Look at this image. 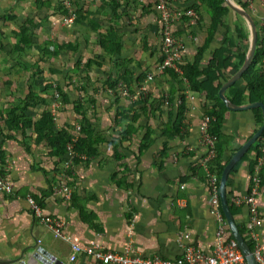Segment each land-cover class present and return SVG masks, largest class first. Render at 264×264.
<instances>
[{"label":"crops","instance_id":"1","mask_svg":"<svg viewBox=\"0 0 264 264\" xmlns=\"http://www.w3.org/2000/svg\"><path fill=\"white\" fill-rule=\"evenodd\" d=\"M170 1L176 16L184 8L187 11L193 6V3L184 6L182 0ZM81 15L79 31L86 33L85 39L79 35L77 28L71 27L67 41L69 50L84 47L88 52L93 47L96 54L102 55L106 49L114 55L102 57L101 61L93 58L94 61L100 67H106L108 78L122 75L123 71L118 70L116 74H112L118 67L112 71L110 68L119 53L122 55L125 38L130 37L129 32L123 31L126 26L122 22L127 18L131 19L134 11L129 8L126 12L117 6L103 9L99 1L98 7ZM193 19L187 16L182 22L176 23L173 30L182 43V65L193 63L198 49L203 46L208 36V30H215L199 65L200 69H204L211 54L216 49H223L234 35L223 26L221 28L205 10L198 12L197 25ZM92 24L97 26L96 30L92 29ZM228 26L231 24L228 23ZM107 34L115 36L116 39L112 41L111 38L102 48L99 44L100 38ZM234 61L236 60L232 59L221 67L226 77L236 65ZM92 68L97 70L98 66L92 65ZM132 77H135V71L132 72ZM203 79V76L198 78L200 81ZM163 83L167 86L165 90H161L162 96H165L164 103L154 99L160 92L155 90L152 100H149L147 112L137 119L139 121L142 117L145 118L147 125L139 124V127L148 126L152 130V146L146 153L139 155L140 135L137 138L138 144L131 147L132 153L120 154L122 158L118 161H121L122 171L127 167L128 174L124 175L127 179L122 180V185L114 182L110 175L112 168L109 170L105 165H100L103 157H109L108 162L113 161L114 154H98L88 160L83 170V182L72 194V202L67 207L62 203H55L53 195L43 198L42 195L37 196L48 190L46 178L49 181L48 173L53 168V162L59 158L47 155L49 148L46 143L35 145L32 131L25 133L29 137L30 147V152L26 153L21 145V132L10 131L3 126L6 102L0 106V172L13 184L12 194L0 193V259L18 258L24 250L36 245L64 264H101L83 254H78L71 262L70 244L76 243L81 247L96 245L106 251L144 258L159 255L167 260H176L180 256L175 242V233L178 230L189 232L192 242L204 252L211 251L215 243L216 220L210 213L213 209V197L204 179L209 152L208 147L202 143L203 135L200 130L205 98L203 94L191 92L189 89L180 91L177 84L167 76L163 77ZM180 94L185 97V119L178 134H173L170 138ZM255 126L254 115L249 111H227L224 114L221 132L231 138L223 157L224 162L229 160L231 149H239L238 144H242L253 134ZM163 131L165 134H162ZM253 160L254 156L248 155V159L241 163L228 189L233 206L239 208L234 220L241 231L247 222L245 197L250 186L249 162ZM32 167L46 170L47 177L33 171ZM262 176L258 205L264 215V174ZM29 194L42 199L44 215L57 218L63 223L69 242L57 241L51 231L32 215L25 199ZM258 233L264 254V221Z\"/></svg>","mask_w":264,"mask_h":264},{"label":"rangeland","instance_id":"2","mask_svg":"<svg viewBox=\"0 0 264 264\" xmlns=\"http://www.w3.org/2000/svg\"><path fill=\"white\" fill-rule=\"evenodd\" d=\"M99 1L105 2L106 5H102L103 9L104 7L107 9L117 6L126 12L129 8L134 11L131 19L127 18L122 22V25L126 26L123 31L129 32L130 37L125 38L123 42L124 51L122 55L119 53L118 58L115 59V63L110 68L112 71L113 68L118 67L113 73H110L116 74L117 70L118 72L123 71V74H126L125 77L130 80L129 99L122 97V92L117 85L122 81L123 74L108 78L106 67L101 66L102 68L98 67L97 70H92L94 69L92 66L85 64L87 59L101 61L102 57L114 54L103 51H100L104 53L102 55L96 54L93 47L89 48L88 52L83 47L63 51L57 56H49L43 53L45 42L50 41L53 44L66 42L68 44L71 27H73L72 29L77 28L79 35L84 40L86 33L79 31V16L94 7H98ZM99 1L0 0V17L3 18L0 20V37L3 46V49H0V106L6 102L7 106L4 112L7 113L11 107L20 104L31 89L38 99V105L26 113L32 119L38 118L43 110H48L51 113L54 129L59 131L66 127L69 135L76 130L77 126L81 128H84V125L90 126L94 132H99L100 137H102V142L98 145L97 155L114 154L113 161L109 160L108 162L109 157H103L100 160V165H105L109 170L112 168L110 173L112 180L122 185V180L127 179L124 175L128 174V170L126 166L124 171L121 170L122 164L121 161H118L121 157L120 154L132 153L131 147L138 144L139 139L137 138L143 133V127H139V124H146L145 118L142 117L134 124L137 133L129 137L124 136L125 132L129 131L130 134L129 128L133 125L130 119L134 116L138 119L141 114L145 115L149 100H152L155 90L160 92H158L159 96L154 99H158L162 103L165 101V96H162L161 90H165L167 86L163 83V70L159 69L162 60L160 17L155 9L156 0ZM231 1L237 6L239 3L247 5L245 11L256 23L257 36L263 34L264 2L262 0ZM39 2H42L44 7H40ZM166 2L170 6L171 1L166 0ZM182 3L184 6L193 3L191 8L196 14L193 21L195 20L194 23L197 25L198 12L200 10L207 11L206 5L201 4L200 0H182ZM60 6L66 8L68 17L56 12ZM185 10L184 8L179 14L177 13V16L175 15L174 26L187 18L184 15ZM125 17L128 16L125 15ZM28 20H30L29 24ZM140 21L142 22L140 23ZM215 22L219 23L221 28H223L224 23L225 25L229 23L231 26L238 24L247 32L248 40L250 39V31L246 22L230 9L225 16L215 20ZM219 25L217 24V26ZM19 35H24L30 41V44L24 47L22 51L15 49ZM174 37H177L175 33ZM176 40L182 45L177 38ZM246 47L245 51L247 52L248 46ZM234 62L236 65L231 69L239 70L237 61ZM133 71H135V77H132ZM148 76H152V80H148ZM140 77L142 78L141 86L145 88V90H141V97L146 103L139 102L140 96L135 89L136 79ZM237 85L241 86L240 81ZM181 89L184 90L183 85ZM249 112L254 114L253 111ZM258 128L256 125L255 130ZM249 138L244 140L242 144ZM201 140L206 145L205 141ZM27 142H29V137H27ZM242 144H238V146L241 147ZM87 163L88 160L86 159L74 164L73 160L68 162L65 156L53 162V168L49 171L48 178L51 195H53L55 203L69 206L72 201L66 200L58 193V186L63 184L70 190L71 194H74L78 185L83 182V170ZM0 174L2 175L1 172ZM261 187L262 180L260 179ZM41 194L37 196H41ZM28 197L34 200L39 198L29 194L25 197L26 201ZM261 217L263 220V213ZM258 240L262 244L260 234Z\"/></svg>","mask_w":264,"mask_h":264},{"label":"trees","instance_id":"3","mask_svg":"<svg viewBox=\"0 0 264 264\" xmlns=\"http://www.w3.org/2000/svg\"><path fill=\"white\" fill-rule=\"evenodd\" d=\"M264 2V0H262ZM201 4L206 5L207 13L213 20H219L221 17L225 16L228 13V7L225 5L224 0H200ZM40 7H44L42 2H39ZM105 5V2H102V5ZM239 6L242 9H246L247 5L243 3H239ZM56 12L60 15L68 17V11L64 6L58 7ZM0 20H3L0 17ZM30 20H28L29 24ZM256 25V23H255ZM224 29L227 32H232L234 38L229 39L227 45L223 49H216L212 54L208 61L207 66L204 69H200L199 65L202 60L203 54L206 52L211 39H213L215 30L211 28L208 30V36L203 44L197 51V54L194 58L193 63L186 64L180 66L181 74L174 72L173 70L166 69L163 70V75L172 79L179 88L180 91H184V89H189L191 92L201 93L204 95L205 102L202 104L203 116L208 117L209 122L206 129V134L210 138H214V149L212 157L207 161L206 168L207 170L216 177V185L217 191L219 186V180L221 176V172L226 165L227 161H223L224 154L226 149H228V145L231 143V138L224 136L221 132L224 114L228 111L221 100L219 99L218 92L222 85L233 76L238 69L230 71L229 75L226 77L221 70L222 66H225L230 60L235 59L237 61V66L240 68L244 61V56L246 54V46L249 44L248 34L247 32L240 27L238 24H234L233 26H228L223 24ZM92 29L96 30L97 26L92 24ZM112 38L114 41L115 36H111L107 34L100 38V46L104 48V44L107 43ZM45 47L43 49V53L49 56H57L63 51L69 50L68 44H53L48 41L45 42ZM30 44V41L25 38L24 35H19L18 44L16 45V51H22L24 47ZM51 47V48H49ZM0 49H3L1 37H0ZM107 52L106 49H104ZM264 60V33L258 35L257 46L255 50L254 57L248 69L243 73L241 79L239 80L241 86H238L237 83L230 86L225 91V97L235 106H243L251 103L261 102L264 105V71L260 70V65ZM86 66L96 65L100 67V64L95 62L94 60H87ZM126 74H123L121 79L117 85L125 84L129 90L130 80L125 77ZM201 76L204 77L203 80H198ZM142 78L136 79L135 89L136 93L140 96L139 102L146 103L145 100L141 97V83ZM185 83L187 84H184ZM115 83V82H114ZM112 87V86H110ZM170 100V99H169ZM177 113L175 121L173 122V126L170 130L169 137L171 138L173 134H178L180 128L183 127V121L185 119L186 113V102L185 97L180 94L177 99ZM38 105V99L35 93L29 89L27 96L20 103L13 107H11L5 116L3 126L10 131H19L22 135L21 145L24 148L26 153L30 152V147L28 142L26 141L27 135L26 131L30 130L35 135L34 144L38 145L41 143H46L49 151L48 156L51 158H62L66 152V144L70 140L69 132L66 130V127H63L59 131L54 129L51 113L48 110H43L36 120L28 117L26 113L32 109H34ZM254 112V121L255 125L260 127L262 123V112L260 109L250 110ZM132 122V127L130 129V134L125 132L124 136H132L137 133V129L134 128V124L137 122V117H132L130 119ZM81 128L80 134L76 142L74 143V151L76 155L83 156L87 160H90L96 157L98 152V145L102 142V137H100L99 132H94L93 128L90 126H83ZM128 129V130H129ZM257 130V129H256ZM255 130V131H256ZM254 131V132H255ZM253 132V133H254ZM162 134H165L163 131ZM152 130L146 126L143 128V133L141 134V141L138 148L139 155L146 153L153 144L152 140ZM7 139H11V137H7ZM264 145V132L261 136L255 141V143L249 148L247 153L240 159L238 163L230 171L227 182H226V196L227 202L230 208V212L233 217H235L239 213V208L234 207L231 198L230 191L228 189L232 185V180L237 173L242 162L248 159V155H253L254 160L249 162V171L250 177L254 172V167L256 165V160L261 156V149ZM237 151V149L230 150V157ZM81 160L79 158H75L73 160L74 164H78ZM33 171L40 172L45 178L47 177V172L41 168L32 167ZM264 169L260 173V179L263 178ZM206 181V178L204 176ZM47 184L49 186L48 190L41 194L42 198L44 196L51 195L50 191V183L47 180ZM118 183V182H117ZM119 185V183H118ZM121 185V184H120ZM250 187V186H249ZM36 202L40 205L41 209L43 207L42 199H37ZM219 203V210L220 202ZM222 213V212H221ZM229 237L232 238L229 229ZM241 231V230H240ZM243 239L247 243L250 250L254 251L255 243L250 238V236L245 232L241 231Z\"/></svg>","mask_w":264,"mask_h":264},{"label":"built area","instance_id":"4","mask_svg":"<svg viewBox=\"0 0 264 264\" xmlns=\"http://www.w3.org/2000/svg\"><path fill=\"white\" fill-rule=\"evenodd\" d=\"M155 9L160 17V39H161V54L162 60L159 64L160 70L170 69L181 74L180 66L182 64V45L174 37L173 22L175 14L170 8L166 0H156ZM185 16L195 18V13L192 9L185 12ZM260 70L264 71V61L260 65ZM152 80V76L147 77ZM123 98L129 99V90L125 84L119 85ZM141 90H145L142 86ZM54 107V105H53ZM54 119V118H53ZM55 120V119H54ZM208 117H203L200 130L202 139L205 141L209 151V159L213 155L214 138H210L206 134L208 126ZM76 130L71 133L70 140L66 144L65 157L68 162L75 158L81 161L86 160L83 156L76 155L74 151V143L79 137L81 127L77 126ZM264 169V145L261 149V156L256 160L254 172L250 177V187L247 196L245 197V205L247 207V222L243 229L255 243L254 251L252 252L258 264H264L263 246L258 240L257 230L261 228L263 220L261 217L260 207L258 205V196L260 192V173ZM205 178L209 191L212 193V210L211 214L216 220L215 243L211 251L204 252L196 246L189 232L178 230L175 233V242L180 251V256L176 260H167L159 255L152 258H144L136 255H128L126 253L106 251L101 246L81 247L76 243H71L72 254L70 261L73 262L78 254H83L94 262L101 264H246L245 259L239 250L237 243L233 238L229 237L228 226L223 214L219 210L218 191L216 185V177L212 175L206 168ZM58 193L66 200L72 199L70 190L63 184H60ZM13 192V184L8 179L0 174V193L10 195ZM28 209L32 215L46 228H48L54 238L69 242V237L64 232L63 223L52 216H46L40 205L33 198L27 199Z\"/></svg>","mask_w":264,"mask_h":264},{"label":"water","instance_id":"5","mask_svg":"<svg viewBox=\"0 0 264 264\" xmlns=\"http://www.w3.org/2000/svg\"><path fill=\"white\" fill-rule=\"evenodd\" d=\"M225 5L235 12L238 16L243 18V20L246 22V24L249 27L250 31V39H249V45L248 50L245 54L244 61L242 66L239 68V70L231 77L229 78L220 88L218 92L219 99L223 103L224 107L231 112H244V111H250L253 109H260L262 112V123L260 127L252 134V136L241 145L239 149L229 158L226 165L224 166L220 180H219V186H218V198L220 202V208L221 212L226 220L229 232L232 236V238L237 243V246L239 250L241 251L246 264H258L256 261L252 251L248 247L247 243L243 239V236L241 234V231L239 230L234 217L232 216L230 212V208L227 202V196H226V182L227 177L232 170V168L235 166L236 163L240 161V159L247 153L249 148L255 143V141L261 136V134L264 132V105L261 102L251 103L243 106H235L233 105L226 97H225V91L235 83H237L240 79L243 73L248 69L250 66L252 59L255 54L256 46H257V29L255 22L253 21L250 14L245 11L244 9L240 8L236 4H234L231 0H224ZM64 264L60 261H56L55 258L50 256L47 252L42 250L41 248H38L36 245L32 246L30 248H27L24 250L18 258L15 259H0V264Z\"/></svg>","mask_w":264,"mask_h":264}]
</instances>
